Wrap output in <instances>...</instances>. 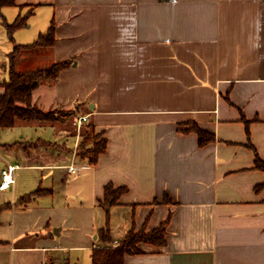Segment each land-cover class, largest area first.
Segmentation results:
<instances>
[{
    "label": "crops",
    "instance_id": "1",
    "mask_svg": "<svg viewBox=\"0 0 264 264\" xmlns=\"http://www.w3.org/2000/svg\"><path fill=\"white\" fill-rule=\"evenodd\" d=\"M52 22L54 45L22 49L17 69L69 62L32 96L64 113L0 128V264H92L108 220L118 242L168 218L166 244L140 242L126 264H264L249 145L264 159V0H18L0 12V94L14 46ZM90 132L107 140L96 163ZM109 183L127 190L106 208Z\"/></svg>",
    "mask_w": 264,
    "mask_h": 264
},
{
    "label": "trees",
    "instance_id": "2",
    "mask_svg": "<svg viewBox=\"0 0 264 264\" xmlns=\"http://www.w3.org/2000/svg\"><path fill=\"white\" fill-rule=\"evenodd\" d=\"M18 0H0V12L3 7L17 5ZM33 9H30L24 15L12 22H6V27L11 38H14V32L28 24V19L32 15ZM56 41L55 24L51 23L47 32L42 33L37 40L30 44H16L10 53L11 72L9 80L3 83L4 92L0 94V128L12 127L16 125L17 120H40L44 122H54L59 119L58 110H44L33 103V92L44 80L54 81L57 79L61 69L65 68L69 62H56L46 67L20 71L17 69L19 55L24 48L52 47ZM191 129L195 130L199 136L201 145L212 141L214 134L202 129L198 125H193ZM91 134V132H90ZM101 134H91V139L95 140L94 145L87 150L89 161L96 163L101 153L107 149V140L101 138ZM97 139H99L97 141ZM250 147L256 152L255 166L264 171V159L261 158L255 147L249 143ZM264 183L256 186L259 190ZM127 190L126 187H115L109 183L105 186V206L116 204L121 195ZM169 218L163 221L159 226L147 232L145 229L136 231L132 228L126 236L115 242L109 229V220L102 229L103 235L107 240L106 245L95 247L92 251V264H126L125 257L130 253L140 252L138 244L140 242L152 243L163 246L166 244V233ZM49 264H61L60 260H52ZM64 264H71L66 261Z\"/></svg>",
    "mask_w": 264,
    "mask_h": 264
},
{
    "label": "built area",
    "instance_id": "3",
    "mask_svg": "<svg viewBox=\"0 0 264 264\" xmlns=\"http://www.w3.org/2000/svg\"><path fill=\"white\" fill-rule=\"evenodd\" d=\"M88 119L87 116H82V118L79 119V125L82 124L83 121H86ZM16 165H8L7 168L3 170V180L1 183L2 188H7L11 183L14 182V176L13 172L16 169ZM71 170H75L74 167H71Z\"/></svg>",
    "mask_w": 264,
    "mask_h": 264
},
{
    "label": "rangeland",
    "instance_id": "4",
    "mask_svg": "<svg viewBox=\"0 0 264 264\" xmlns=\"http://www.w3.org/2000/svg\"><path fill=\"white\" fill-rule=\"evenodd\" d=\"M31 1H45V0H31ZM31 6H29V8H30ZM37 23H34V25H33V27H31V28H29V29H24L25 30V32H31L30 34H32V33H34V32H36V31H38V28H37V25H36ZM28 25H29V21H28ZM15 33V32H14ZM13 36H15L14 34H13ZM62 113H64L63 111H61ZM61 112H60V114L58 115V117L60 118L61 116H62V114H61ZM42 132V131H41ZM109 205H107L106 206V208L108 207ZM109 213H110V215H116V213H115V209H113V210H110V211H108Z\"/></svg>",
    "mask_w": 264,
    "mask_h": 264
}]
</instances>
